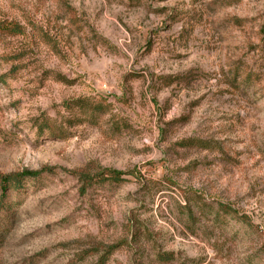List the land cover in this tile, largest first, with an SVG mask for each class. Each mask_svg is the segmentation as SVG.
Instances as JSON below:
<instances>
[{
  "label": "rangeland",
  "instance_id": "rangeland-1",
  "mask_svg": "<svg viewBox=\"0 0 264 264\" xmlns=\"http://www.w3.org/2000/svg\"><path fill=\"white\" fill-rule=\"evenodd\" d=\"M1 76L0 264H264V0H0Z\"/></svg>",
  "mask_w": 264,
  "mask_h": 264
},
{
  "label": "trees",
  "instance_id": "trees-1",
  "mask_svg": "<svg viewBox=\"0 0 264 264\" xmlns=\"http://www.w3.org/2000/svg\"><path fill=\"white\" fill-rule=\"evenodd\" d=\"M9 32L14 31L13 29H17L16 25L12 23H6ZM1 81L5 82V77L1 76ZM84 101L86 99H76L74 100V103H79L82 106L84 105ZM91 115L89 114V117L91 118ZM82 119H89V117L85 118L82 116ZM70 125L66 124L65 122H56V120H52L48 117L42 118V123L39 124L37 128V135L41 136L43 133H47L46 135L53 137V138H67L71 135V132L69 130ZM42 170H23L20 173H14V174H8V175H1L0 174V191H1V197H4L7 190H16L19 188L20 183L25 178H35L38 177L41 174ZM126 172L113 170V169H104L96 174L89 175L87 173H79L77 174L80 178V181H82V184L84 187H87L91 185L92 183H98V182H104V181H110V182H121L124 180L123 175H125ZM226 211V210H225ZM117 247V244L107 246L108 250L103 252V254L100 255L98 258V261L95 264H105L107 257L111 252L114 250V248Z\"/></svg>",
  "mask_w": 264,
  "mask_h": 264
}]
</instances>
